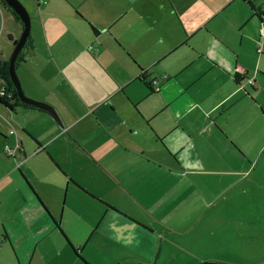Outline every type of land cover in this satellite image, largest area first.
<instances>
[{
    "label": "crops",
    "instance_id": "1",
    "mask_svg": "<svg viewBox=\"0 0 264 264\" xmlns=\"http://www.w3.org/2000/svg\"><path fill=\"white\" fill-rule=\"evenodd\" d=\"M22 1L18 71L59 119L0 103V264H263L213 236H264V0Z\"/></svg>",
    "mask_w": 264,
    "mask_h": 264
},
{
    "label": "rangeland",
    "instance_id": "2",
    "mask_svg": "<svg viewBox=\"0 0 264 264\" xmlns=\"http://www.w3.org/2000/svg\"><path fill=\"white\" fill-rule=\"evenodd\" d=\"M20 1L23 3L22 0H20ZM24 6L26 7L25 4H24ZM19 23L21 25L22 21ZM15 28H17V29H15ZM18 30H19V24H17L16 20L13 17L11 18L10 12L8 10H6L3 7V5L1 6V4H0V53L6 54V55L10 54L11 49H12V44H11V40L9 39L8 32H17ZM259 33H260V31H259ZM20 34H21V31L16 36L18 37ZM26 68L24 70H26ZM16 71H17L18 76L20 78V82H21L23 91L25 92L24 85H23V82H24L23 81L24 80L23 74L21 75V72L18 71V69H16ZM262 77H263V75L261 73H259L258 79L264 80V78H262ZM1 86H2V84L0 82V87ZM259 88H261V87H259ZM249 90H253V88L249 87ZM255 92L257 93V91H255ZM25 94L32 97L31 95L27 94L26 92H25ZM260 97H264V95L261 94ZM32 98H34V97H32ZM7 117H8V115H6V113L0 111V125L5 124L6 125V132H7V133L3 134V132L0 131V142H1V138H3L4 136L9 137L12 134H14L13 132H16L13 128V127L16 128V125H15L16 123L11 124L9 122V120H7ZM251 132H252V135H250ZM248 133H249V135H245L243 137L244 143H246V145L249 147L247 149L249 151L252 150V152L258 150V148L256 146H259L263 143L260 140L259 131L256 128H252L251 131ZM228 143L232 144L235 147V149H238L237 145L235 143H232L230 141V139L228 140ZM10 145L11 144H5L4 143L3 148L6 149V151H9V149L12 148V145L11 146ZM251 155L254 158L253 154H251ZM250 161H252V160L247 159L248 163H250ZM258 161H259L258 165H260V167L262 165H264V157L260 158V160H258ZM210 166L213 167L215 165L211 164ZM219 166L221 168L234 169V168H237L239 165L234 166L230 161H227L226 163H221ZM227 172H229V171H227ZM219 175L224 176L227 181H230L231 177H235V175H232V174H219ZM205 176H206V174L204 175V177ZM200 177H203V175ZM217 179H218V176L207 175L205 180H208V182L213 187V185L217 181ZM259 188H261V187H259ZM221 193H219V194H221ZM213 195H214L213 193H209L206 191H204V194H203L204 197H207L209 199H212ZM201 196H199V197H201ZM259 198L263 200L264 196L262 194H259ZM228 201H229V199H228ZM204 209H201V213L203 212ZM227 214H230V216L232 218L235 217V215L239 216L237 214V210L232 211V213H227ZM203 217H204V214H203ZM163 220L165 222H167L168 224H172V226H179L180 225L179 221H176L177 217H174V216H164L161 219V221L163 222ZM216 221H219V219H217ZM233 223L235 224V221H233ZM252 223H253L252 226L250 223H244L242 225V229H245L247 226H249V227L251 226V228H253L254 226L257 225L255 222H252ZM207 225H208V223L203 220L202 223H200V224L198 223V224H196V226L194 225L191 228L192 233H200V232L202 233L205 226H207ZM230 229L234 230L233 226H231ZM214 234L215 235L213 237H215L216 243L219 244L218 242H220L221 251H225L226 254L234 256L236 261H245L244 256H246L247 258L264 256V236L259 235V233L256 231H253V234H251V235L246 234L243 236L239 235V233L235 232V230L232 234H226V235H224V233H219V234L214 233ZM215 261H218V260H215ZM220 262H224V261H220ZM224 263L231 264L228 262H224ZM195 264H197V263H195Z\"/></svg>",
    "mask_w": 264,
    "mask_h": 264
},
{
    "label": "water",
    "instance_id": "3",
    "mask_svg": "<svg viewBox=\"0 0 264 264\" xmlns=\"http://www.w3.org/2000/svg\"><path fill=\"white\" fill-rule=\"evenodd\" d=\"M8 6H10L13 11L16 13L17 17L22 21L23 23V30L20 39L17 42V45L9 59V68H10V77L12 82L14 83V86L16 87L17 90V95L19 99L28 104L35 105L37 107L46 109L49 111L56 119H59L58 113L54 109V107L42 100H38L35 98H32L28 95L25 94L23 91L20 78L18 76V73L16 71V59L18 54L22 49H26L27 47L24 48V44L28 39V36L30 34L31 30V15L28 11V9L24 6V4L20 0H5ZM197 264H227L224 262L220 261H203L199 262ZM264 264V263H263Z\"/></svg>",
    "mask_w": 264,
    "mask_h": 264
},
{
    "label": "flooded vegetation",
    "instance_id": "4",
    "mask_svg": "<svg viewBox=\"0 0 264 264\" xmlns=\"http://www.w3.org/2000/svg\"><path fill=\"white\" fill-rule=\"evenodd\" d=\"M0 4H1V6L3 5V7H4L6 10H8V11L10 12L11 15H13L12 17H14L15 20L21 22L20 19L17 18L16 15L14 14L15 12L13 11V9H12L10 6H8V4L6 3L5 0H0ZM21 25H22V30H23V23H21ZM22 30H21V34H22ZM21 34L17 37V36L12 35V33L8 32L9 39L11 40V44H12V49H11V52H10L9 55H6V54H3V53H0V61L4 62V61L8 60V62L10 63L9 59H10V57H11V55H12V53H13V51H14L16 45H17L18 40H19L20 37H21ZM25 47H27V48H26V49H22V50L20 51V53L18 54V56H17V59H16V69H18L19 65H20L22 62L25 61V58H26V55H27V51H28L29 48H30V42L28 41V39H27V41H26L25 44H24V48H25ZM2 66H3V64L0 65V82H1V84H2V86L0 87V89H1L2 87H4V86H8V81H7L6 78L2 75ZM8 68H9V66H8ZM9 74H10V68H9ZM0 96H4V95H1V94H0ZM5 96H7V97H9V98H12V93L9 92V93H7Z\"/></svg>",
    "mask_w": 264,
    "mask_h": 264
},
{
    "label": "trees",
    "instance_id": "5",
    "mask_svg": "<svg viewBox=\"0 0 264 264\" xmlns=\"http://www.w3.org/2000/svg\"><path fill=\"white\" fill-rule=\"evenodd\" d=\"M16 15V13H14ZM17 17V15H16ZM18 18V17H17ZM28 41H30V34L28 36ZM3 64L2 66V75L6 78V80L8 81V86H4V90L7 93L11 92L12 93V98H9L7 96H0V103L3 104L4 106H6L7 108H15L16 106H23V107H27V108H37V109H43L40 107H37L35 105L32 104H28V103H24L22 102L18 95H17V90L16 87L14 86V83L11 80L10 74H9V62L8 60L2 62L0 61V65ZM236 79L238 82H240L241 78L239 73L236 74ZM46 110V109H43ZM47 111V110H46ZM49 112V111H48ZM3 236L8 238V235L5 233Z\"/></svg>",
    "mask_w": 264,
    "mask_h": 264
},
{
    "label": "built area",
    "instance_id": "6",
    "mask_svg": "<svg viewBox=\"0 0 264 264\" xmlns=\"http://www.w3.org/2000/svg\"><path fill=\"white\" fill-rule=\"evenodd\" d=\"M260 18H261V25H262L261 37L264 38V13L262 15H260ZM155 82H157V81H155ZM249 82L250 83H253V79L252 78H249ZM0 94L1 95H6V92H5V90H4L3 87L0 89ZM0 243H1V239H0Z\"/></svg>",
    "mask_w": 264,
    "mask_h": 264
}]
</instances>
